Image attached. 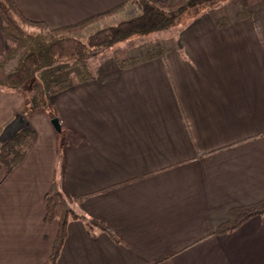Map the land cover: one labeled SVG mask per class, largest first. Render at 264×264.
Here are the masks:
<instances>
[{"label":"crops","instance_id":"1","mask_svg":"<svg viewBox=\"0 0 264 264\" xmlns=\"http://www.w3.org/2000/svg\"><path fill=\"white\" fill-rule=\"evenodd\" d=\"M15 1L53 28L129 2ZM241 1L249 15L238 19ZM178 25L155 41L165 58L123 70L152 47L128 44L93 80L49 97L64 138L45 114L27 120L33 144L0 172V264H48L57 225L44 222L43 197L53 180L78 216L57 264H264V215L213 234L229 210L264 199V0H230ZM77 71L41 78L46 87ZM22 102L0 87V132Z\"/></svg>","mask_w":264,"mask_h":264},{"label":"trees","instance_id":"2","mask_svg":"<svg viewBox=\"0 0 264 264\" xmlns=\"http://www.w3.org/2000/svg\"><path fill=\"white\" fill-rule=\"evenodd\" d=\"M230 0H137L140 14L116 25L91 31L101 20L120 14L124 4L115 6L102 13L95 14L78 23L50 27L46 22L33 20L25 16L15 0H0L1 35L5 48L0 49V87L17 94L22 99L21 112L29 121L36 114H45L50 119L49 97L70 89L77 83L94 79L88 71V62L96 56H104L113 47L123 41L166 30H176L183 14L194 10L191 17L196 18L210 9L220 7ZM242 1L237 18L248 16ZM219 27L226 26L225 20L217 22ZM85 31L89 35L81 40L72 34ZM149 51L135 57H127L120 63L121 69H127L140 63L165 58L167 49L152 42ZM57 68V71L77 69L73 76L61 81H49L45 87L40 73ZM43 81V80H42ZM35 140V134L27 126L0 150V163L7 165L9 173L24 157ZM82 197L77 198L80 201ZM45 205L44 222L57 225V232L48 257V264H57V260L67 237V225L70 219L78 216L72 211L66 198L53 180L43 197ZM264 215V199L256 203L232 208L227 221L218 226L214 235H222L237 230L253 217ZM85 219V218H83ZM89 225L99 228L113 241L119 240L110 228L101 221L89 220Z\"/></svg>","mask_w":264,"mask_h":264},{"label":"rangeland","instance_id":"3","mask_svg":"<svg viewBox=\"0 0 264 264\" xmlns=\"http://www.w3.org/2000/svg\"><path fill=\"white\" fill-rule=\"evenodd\" d=\"M135 2H137V0H129V2L125 6V10L122 13L116 14V15L111 16V17H108V18L104 19L102 22L100 21L96 26L92 27L91 31H96L98 29H104V28L116 25V24H118V23H120L122 21H126V20L130 19L131 17L139 15L140 11H139L138 7L136 6ZM194 14H195L194 10H190V11L186 12L179 19V24L184 22V21H186L187 19L191 18ZM171 31L172 30L156 32L154 34H150L147 37H137V38H135L133 40H130V41H123V42H120V43L116 44L113 47V50L116 51L117 49L125 48L126 46H128V44H131V43L132 44L129 45L128 48H130V47L132 48L134 46H138L140 44H143V42L152 43V42L158 41L159 38L164 37L165 35L171 34L172 33ZM88 35H89V33L85 32V31H81V32H77V33L72 34L73 37H76V38L81 39V40L86 39L88 37ZM116 53H117V51H116ZM111 57H114V52L113 51H108L107 54H105L104 56H96V57H94L93 59L90 60V62H88L89 63L88 64V71L90 73H92L93 75H95L94 70L101 63H103L107 59H110ZM42 75H43V73H40V75H39L40 78H41ZM0 78H1V75H0ZM1 80L2 79H0V81ZM41 82L44 83L42 80H41ZM30 123H31V119H29V124ZM55 136H58V138H61V139L64 138L65 137L64 128H62L60 133H56ZM2 148H0V150ZM1 171H4V173H7V165L6 164L0 163V172Z\"/></svg>","mask_w":264,"mask_h":264},{"label":"water","instance_id":"4","mask_svg":"<svg viewBox=\"0 0 264 264\" xmlns=\"http://www.w3.org/2000/svg\"><path fill=\"white\" fill-rule=\"evenodd\" d=\"M27 122L22 113H16L14 118L0 132V148L20 133L27 126ZM51 125L57 133L61 132V125L57 118L51 119Z\"/></svg>","mask_w":264,"mask_h":264}]
</instances>
